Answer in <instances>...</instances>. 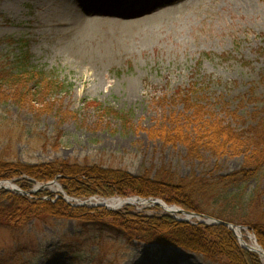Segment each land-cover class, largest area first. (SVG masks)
<instances>
[{
	"label": "rangeland",
	"instance_id": "rangeland-1",
	"mask_svg": "<svg viewBox=\"0 0 264 264\" xmlns=\"http://www.w3.org/2000/svg\"><path fill=\"white\" fill-rule=\"evenodd\" d=\"M84 10L93 22L76 39L84 25L73 37L67 24ZM6 39L23 40L39 69L55 71L72 88L0 81L5 161H67L180 178L256 166L257 140L235 135L264 121V0H0V41ZM11 51L18 46H0L3 54ZM197 81L198 100L172 99ZM56 181L48 188L36 182L28 194L3 182L0 191L30 198L48 191L56 202L63 196ZM255 187L264 211V169L245 185ZM12 202L0 197V208ZM38 216L24 224L0 218V264H229L218 251L210 258L168 244H128L91 228L84 232L69 216ZM241 232L249 244L256 237L248 226Z\"/></svg>",
	"mask_w": 264,
	"mask_h": 264
},
{
	"label": "trees",
	"instance_id": "trees-1",
	"mask_svg": "<svg viewBox=\"0 0 264 264\" xmlns=\"http://www.w3.org/2000/svg\"><path fill=\"white\" fill-rule=\"evenodd\" d=\"M22 41H0V46L3 43L18 46L16 53L0 52L1 82L11 85H41L59 91L72 88V84L62 81L55 71L39 69V66L32 62L28 44ZM201 86V82L197 81L191 88L179 89L175 91L172 99H181L184 104L190 105L199 99ZM225 132L233 133V130L226 127ZM245 134L251 140H257L254 145L260 147L256 166H245L236 172L215 178H180L169 172L153 176L133 175L123 169L67 161L27 165L5 161L0 156V179H15L26 191L36 182L58 179L70 197L79 199L92 196L125 198L131 195L160 197L188 211L248 226L253 229L259 244L264 248V211L261 195L257 187L245 188V185L264 169V121L256 126H248L245 132L235 136ZM8 196L13 202L7 208H0V218L10 222L20 221L24 224L32 218H39L38 215L42 213L63 215L78 220L84 232L91 228L94 232L122 238L128 244L135 241L144 244H168L210 258L218 251L229 264H263L261 256L241 246L235 233L223 224L180 221L167 212L148 213L135 210L130 204L117 210L107 209L105 206H75L61 195L56 202H52L56 195L48 191L37 192L34 198L14 194L5 189L0 191V197ZM155 208L158 209V205Z\"/></svg>",
	"mask_w": 264,
	"mask_h": 264
},
{
	"label": "water",
	"instance_id": "water-1",
	"mask_svg": "<svg viewBox=\"0 0 264 264\" xmlns=\"http://www.w3.org/2000/svg\"><path fill=\"white\" fill-rule=\"evenodd\" d=\"M3 182L11 184V186H9V187L5 186L6 189L11 188L12 190H14L16 192H20L21 194H28L29 193V192L21 190L16 184H14L12 181H9V180L0 181V187H1V184ZM56 182H57L56 180H53V181H50V182L42 185L41 187L48 188V186H50L51 184H54ZM63 194H64L65 199L68 202L76 200L77 201L76 205H88V201L93 198L92 197V198H90L88 200L83 201V200L74 199L72 197H69L64 191H63ZM121 199H124L126 204H132L130 199H138V200L142 199L143 201H145L146 204L159 205L163 209H165L167 213L171 214L173 217H175L176 219H178L180 221H189L190 220L189 218H197L198 221H200L202 223L223 224V225L229 227L230 229H232L236 233L237 238H238L240 244L243 247L247 248L248 250L257 252L260 256L264 255V248L258 243V240H257V238L255 236H253V241L255 243V246H253V245L249 246V243H247L245 239H243L241 236L238 235L237 232L238 231L241 232V229H244L245 226L237 225V224H234V223H230L228 221H223L221 219H217L215 217H212V216H209V215H206V214L197 213V212H193V211H188V210H185V209H183L182 207H180V206H178L176 204H168L164 200H162L160 198H157V197L129 196L127 198H121ZM93 205H104V204L97 203V204H93ZM107 207H109V206H107ZM113 209H116V208H113ZM180 215H182V217H180Z\"/></svg>",
	"mask_w": 264,
	"mask_h": 264
},
{
	"label": "bare ground",
	"instance_id": "bare-ground-1",
	"mask_svg": "<svg viewBox=\"0 0 264 264\" xmlns=\"http://www.w3.org/2000/svg\"><path fill=\"white\" fill-rule=\"evenodd\" d=\"M176 9H177L176 7L170 8V10L173 12H175ZM86 17L87 16L85 15V10H84V13H81V17H79L78 19H72L71 21H69V23L67 24V27H68V29L71 30V32L69 34L70 36L72 35L74 37L76 35L79 25H84V26H82V28L79 31L80 35L75 36L74 38L79 39L81 34L83 35V33H85V34L87 33V27L85 24L89 23V22H93V20H90L89 18H86ZM80 42H82L81 39H80ZM3 184H5L6 186H11L10 183H3ZM130 201L133 205H140V206L148 205L142 199H140V200L130 199ZM89 202L91 204L101 203V204L107 205V206L112 207V208H120L122 205L123 206L126 205L125 200L121 199L120 197H114L111 199L94 198L92 200H89ZM89 202H88V204H89ZM189 219L191 220L192 218H189ZM237 233L239 236H241L244 239L242 232L238 231ZM251 239H252V243H250L249 246H252V245L255 246V243L253 241V236H251ZM261 258L264 261V255H262Z\"/></svg>",
	"mask_w": 264,
	"mask_h": 264
}]
</instances>
